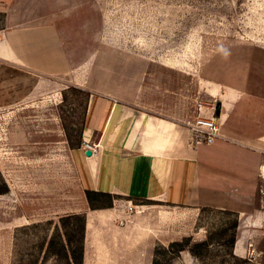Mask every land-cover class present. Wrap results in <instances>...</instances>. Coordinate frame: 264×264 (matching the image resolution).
I'll list each match as a JSON object with an SVG mask.
<instances>
[{
  "label": "crops",
  "instance_id": "obj_1",
  "mask_svg": "<svg viewBox=\"0 0 264 264\" xmlns=\"http://www.w3.org/2000/svg\"><path fill=\"white\" fill-rule=\"evenodd\" d=\"M97 1L0 0V107L29 99L44 79L78 80L102 24ZM206 68L220 102V135L211 143L192 137L197 115L190 120L184 111L145 103L139 91L103 87L92 94L84 141L97 149L72 150L82 192L81 204L68 211L86 215L81 264H153L157 244L188 234L170 205L196 217L204 209L237 214L244 230L235 250H246L241 239L253 237L264 217V40L238 42ZM86 188L163 204L118 198L92 208Z\"/></svg>",
  "mask_w": 264,
  "mask_h": 264
},
{
  "label": "rangeland",
  "instance_id": "obj_2",
  "mask_svg": "<svg viewBox=\"0 0 264 264\" xmlns=\"http://www.w3.org/2000/svg\"><path fill=\"white\" fill-rule=\"evenodd\" d=\"M97 2L102 24L94 33L91 60L79 65L78 80L47 77L29 99L0 107V179L9 186L0 193V264L64 263L45 253L59 216L81 204L72 150L83 144L96 89L127 87L130 94L139 91L145 103L184 111L192 120L197 102L217 104L204 79L213 56L238 42L264 40V0ZM153 201L148 204H163ZM170 206L188 233L176 240L188 236L191 243L207 240L209 246L196 254L187 248L174 258L159 254L160 264H264L261 226L241 239L246 250L236 251L244 230L237 214L204 209L196 217Z\"/></svg>",
  "mask_w": 264,
  "mask_h": 264
},
{
  "label": "trees",
  "instance_id": "obj_3",
  "mask_svg": "<svg viewBox=\"0 0 264 264\" xmlns=\"http://www.w3.org/2000/svg\"><path fill=\"white\" fill-rule=\"evenodd\" d=\"M219 107L220 102H217L218 111ZM0 183L2 184L0 186V193L8 192L9 186L3 177H1ZM85 194L92 208L112 206L114 200L120 197L133 199L137 203L155 202L151 199H137L132 196L89 188L85 189ZM85 219V213L81 212H72L59 216L60 225H56V230L49 239L45 256L51 253L64 259L63 264H81L84 258ZM61 227L62 229L65 228V230H61ZM67 227L71 229H67ZM232 243H234V240ZM208 246L209 242L207 240L191 243L188 236H185L181 240H173L168 245L159 243L154 249L153 264H160L158 259L159 254L170 253V256L174 258L187 248L196 254L201 248L206 249Z\"/></svg>",
  "mask_w": 264,
  "mask_h": 264
},
{
  "label": "built area",
  "instance_id": "obj_4",
  "mask_svg": "<svg viewBox=\"0 0 264 264\" xmlns=\"http://www.w3.org/2000/svg\"><path fill=\"white\" fill-rule=\"evenodd\" d=\"M197 108L199 110L196 118L189 123L192 137L197 143L206 142L211 143L217 136L220 135V122L218 118L217 104L205 103L202 101L197 102ZM84 147L91 149L95 152L97 149L96 144H92L88 141H83ZM260 206L264 213V163L260 167ZM263 236H264V217L261 224ZM264 254V250H263Z\"/></svg>",
  "mask_w": 264,
  "mask_h": 264
},
{
  "label": "water",
  "instance_id": "obj_5",
  "mask_svg": "<svg viewBox=\"0 0 264 264\" xmlns=\"http://www.w3.org/2000/svg\"><path fill=\"white\" fill-rule=\"evenodd\" d=\"M86 154H87V155H91V154H92V150H91V149H87V150H86Z\"/></svg>",
  "mask_w": 264,
  "mask_h": 264
}]
</instances>
